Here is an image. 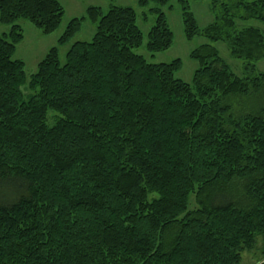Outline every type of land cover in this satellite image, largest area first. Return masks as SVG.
<instances>
[{"label":"trees","instance_id":"trees-1","mask_svg":"<svg viewBox=\"0 0 264 264\" xmlns=\"http://www.w3.org/2000/svg\"><path fill=\"white\" fill-rule=\"evenodd\" d=\"M171 1H138L155 15L151 56L172 47ZM177 2L185 39L225 43L242 76L204 43L191 83L177 79L179 59L135 52V10L110 5L71 19L57 45L86 21L91 41L63 65L52 47L28 78L17 22L50 35L64 8L0 0V264H240L255 249L264 264V31L237 26L264 25V0H212L204 28Z\"/></svg>","mask_w":264,"mask_h":264},{"label":"rangeland","instance_id":"rangeland-1","mask_svg":"<svg viewBox=\"0 0 264 264\" xmlns=\"http://www.w3.org/2000/svg\"><path fill=\"white\" fill-rule=\"evenodd\" d=\"M63 8L64 15L59 28L50 35H44L40 30L35 28L30 22L19 20L17 24L22 28L23 40L16 46L13 59L21 60L25 64V72L29 78L37 70L38 63L44 58L46 53L54 46L59 49L60 63L64 64V57L70 46L77 41H91L94 34V26L88 21L84 22L82 28L74 38L64 46H58L57 40L63 33L67 23L73 18L85 16L88 7H101L106 12L110 5L121 7H132L137 15V26L143 34V44L135 52L143 55L149 61L154 63H170L175 59L181 61V67L176 73V78L186 83H191L193 74L198 68L197 61L191 59L189 54L192 50L204 43H210L203 37H195L192 41H187L184 37L183 25L181 20L180 6L177 0H172L170 4L163 8L166 19L173 33V44L170 49L165 52L151 56L145 49L147 43V33L155 22V15L149 12V5L146 8H140L138 5L139 0H58ZM192 13L194 14L198 26L204 28L214 21L215 14L211 9L212 0H186ZM227 2L228 0H221ZM251 2L254 0H244ZM238 28L243 27H256L264 31V25L256 20L237 21ZM9 27L0 23V36L8 33ZM219 52L221 58L230 66L233 73L237 76H242L243 62L240 60L232 59L229 55L228 48L223 42L210 43ZM258 72H264V59H261L256 64ZM33 92L29 90L24 91L25 99H28ZM236 99V98H235ZM252 100V97H245L242 101ZM259 243V240H258ZM260 243L258 244V247ZM260 251L254 250L253 252H245L242 254L240 264H257L261 260Z\"/></svg>","mask_w":264,"mask_h":264}]
</instances>
